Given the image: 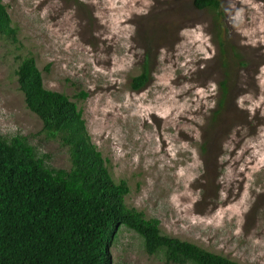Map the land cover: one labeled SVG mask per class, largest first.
Returning a JSON list of instances; mask_svg holds the SVG:
<instances>
[{"label": "rangeland", "instance_id": "obj_1", "mask_svg": "<svg viewBox=\"0 0 264 264\" xmlns=\"http://www.w3.org/2000/svg\"><path fill=\"white\" fill-rule=\"evenodd\" d=\"M0 1L18 41L0 36L1 135L70 167L19 89L16 69L33 57L44 87L82 110L113 180L129 186V207L165 235L264 264V0H220L217 16L193 0ZM147 58L149 81L133 90ZM110 255L169 264L125 228Z\"/></svg>", "mask_w": 264, "mask_h": 264}, {"label": "trees", "instance_id": "obj_2", "mask_svg": "<svg viewBox=\"0 0 264 264\" xmlns=\"http://www.w3.org/2000/svg\"><path fill=\"white\" fill-rule=\"evenodd\" d=\"M193 6L217 16L221 5L220 0H193ZM0 36L18 42L1 1ZM217 36L221 39L220 30ZM148 62L133 77V90L148 83ZM16 74L27 108L48 135L59 136L68 148L70 167L48 166L27 137L0 134V264H113L109 247L122 228L142 238L148 255L161 253L169 264H240L163 234L158 220L129 207V186L113 180L77 103L44 87L33 57L21 59ZM86 96L81 92L74 98Z\"/></svg>", "mask_w": 264, "mask_h": 264}, {"label": "clouds", "instance_id": "obj_3", "mask_svg": "<svg viewBox=\"0 0 264 264\" xmlns=\"http://www.w3.org/2000/svg\"><path fill=\"white\" fill-rule=\"evenodd\" d=\"M143 241V240H142ZM109 250H110V247H109ZM146 252V251H145Z\"/></svg>", "mask_w": 264, "mask_h": 264}]
</instances>
